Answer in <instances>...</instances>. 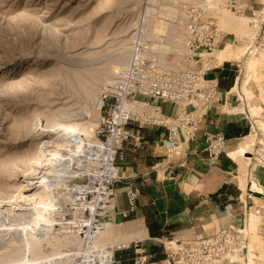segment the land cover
I'll return each mask as SVG.
<instances>
[{
	"label": "rangeland",
	"instance_id": "rangeland-1",
	"mask_svg": "<svg viewBox=\"0 0 264 264\" xmlns=\"http://www.w3.org/2000/svg\"><path fill=\"white\" fill-rule=\"evenodd\" d=\"M184 1L212 5L218 41L228 52L217 56V46L202 52L207 56L203 67L211 70L226 60L234 63L240 75L234 92L243 95L234 111L248 113L252 123L264 129V61L257 54L258 65L250 54L256 47L259 24L251 14L229 10L227 0ZM174 4V0H0V200L8 203L0 208L5 209L0 211V264H90L97 259L94 254L103 249L109 257L106 248L110 245L114 251L135 245L122 243L124 228L108 218L113 202L104 216L111 222L107 223L109 231L98 235L91 231L89 238L84 236L82 224L92 217L89 202L100 194L102 178L107 185L110 178L97 176L100 162L94 156L78 167V143L72 146L78 151L73 155L75 152L60 145L67 136L62 137L57 129L61 125L78 124L80 128L95 124L89 136H81L87 149L94 145L91 138L96 142L103 139L108 109L103 107V98L112 92L127 66L136 35L159 43L170 52L169 61L183 64L184 21L179 12L173 13L177 9ZM256 89L261 98L255 97ZM250 106L258 109L250 111ZM250 138L245 137L240 144ZM56 140L57 148L51 146ZM233 147L230 155L247 190L246 184L257 181L251 178L254 164L252 161L247 168L244 156L231 153ZM35 161L41 162L38 168ZM64 162L70 166L58 165ZM33 168L35 181L40 182L51 171L69 174L63 175L64 179L58 176L61 187L55 190L48 191L44 185L23 188L21 174ZM70 174L74 177L68 178ZM117 174L116 170L114 176ZM66 181L68 188L62 186ZM84 186L89 187V193L83 194ZM252 200L254 204L262 202L264 212V200ZM48 217L54 219L53 227L42 224ZM250 217L248 214L246 231ZM168 240L159 241L164 251ZM132 247L120 258L116 251V259L132 264L138 255ZM254 264L264 263L255 260Z\"/></svg>",
	"mask_w": 264,
	"mask_h": 264
},
{
	"label": "built area",
	"instance_id": "built-area-1",
	"mask_svg": "<svg viewBox=\"0 0 264 264\" xmlns=\"http://www.w3.org/2000/svg\"><path fill=\"white\" fill-rule=\"evenodd\" d=\"M174 1L177 2L174 4L177 9L173 13L179 12L184 21L183 64L175 65L169 61L170 52L161 49L159 43L156 45V42L145 36L136 35L131 46L129 62L114 84V91L103 98V107L106 106L108 109L104 137L101 140L104 147L101 152L106 160L108 156L111 157L112 166L118 167L119 161L124 158L122 146L125 142L134 144L143 142L144 137L136 133L134 127L164 128L167 131V138L163 145L168 152L171 155L187 156L189 153L184 149V144L197 139L203 120V109L217 96L218 83L206 78L209 70L203 67L204 62L201 60L202 52L214 50L220 34L213 7L205 2L197 4L184 0ZM226 5L229 10L236 13L246 11L242 0H227ZM251 16L260 26L254 51L264 61V7L253 11ZM124 103H130L131 108H124ZM167 103L180 105V112L176 115L165 113L162 105ZM250 127V133L256 130V144L250 154L254 164L252 170L255 168L264 170V131L252 123V118ZM205 137L204 151L209 158L222 154L231 157L229 155L231 142L224 132L206 131ZM92 156L96 158L95 155ZM97 159L100 162L102 156ZM102 176L110 178L107 187L112 198L108 202H103L102 214L84 221L86 229H92L93 226L99 228L97 225L111 223L106 221L104 216L114 201L115 183L120 178L118 175L109 176L103 173ZM246 191L241 224L231 223L209 236L199 237L193 241L169 239L164 244L166 264H236L235 260L245 251L247 237L244 229L248 220V206L255 203L250 191ZM127 195L129 209L119 211L124 216L138 208V191L130 186ZM262 213L264 214L263 210ZM261 219H264V215ZM257 233L264 242V220H261ZM134 246L138 255L132 264H160L152 260V255L139 242H135ZM116 251L113 254V261L106 256L103 249L100 253L94 254L97 259H93L90 264H122L115 257ZM239 264L249 262L244 258Z\"/></svg>",
	"mask_w": 264,
	"mask_h": 264
},
{
	"label": "crops",
	"instance_id": "crops-1",
	"mask_svg": "<svg viewBox=\"0 0 264 264\" xmlns=\"http://www.w3.org/2000/svg\"><path fill=\"white\" fill-rule=\"evenodd\" d=\"M242 2L248 14L264 7V0ZM206 78L218 83L217 96L203 109L197 139L184 144L187 156L168 152L163 145L167 131L161 127H134L135 132L144 137L143 142H125L122 146L124 158L119 161L117 170L120 180L115 183V198L107 216L124 228L126 235L122 243L139 242L160 264H166L167 259L159 241H193L231 223L239 225L242 222L244 181L232 157L226 154L208 157L204 151L205 132H224L231 147H236L248 135L251 117L248 113L234 111L243 96L234 92L240 85L234 63L226 60L215 65ZM254 94L261 98L259 90ZM162 108L169 115L181 110L180 105L170 103L163 104ZM249 109L258 108L250 106ZM251 178L264 186V170H252ZM130 186L139 193L138 208L124 216L119 211L129 209L127 190ZM131 245L134 246L130 244L128 250H117L118 257H122L124 251L133 250Z\"/></svg>",
	"mask_w": 264,
	"mask_h": 264
},
{
	"label": "bare ground",
	"instance_id": "bare-ground-1",
	"mask_svg": "<svg viewBox=\"0 0 264 264\" xmlns=\"http://www.w3.org/2000/svg\"><path fill=\"white\" fill-rule=\"evenodd\" d=\"M207 2L209 1V0H206ZM233 20V19H232ZM234 24V23H233ZM216 46H217V51H216V54H217V56L219 55L220 56V53H223L225 50H226V48H222V45L220 44V42L219 41H217L216 42ZM224 46V45H223ZM227 47V46H226ZM227 51V50H226ZM228 52V51H227ZM253 57H255V59L257 60V64L259 65V60H258V58L256 57V53H255V51L254 50H252L251 51V53H250ZM205 58H207V56H204V54H202L201 55V60L203 61ZM250 62V61H249ZM262 68V67H261ZM114 87V86H113ZM113 91H114V88H113ZM131 104L130 103H124V108H131ZM57 124V123H56ZM89 124V123H88ZM87 124V125H88ZM48 125H50V124H48ZM48 125H46V126H48ZM55 125V124H54ZM59 125V124H58ZM57 125V126H58ZM61 125V124H60ZM95 124H91V125H89V126H86V125H84V126H80V128H77V126H78V124H77V126H76V124L74 125H61V126H59V128L57 129V130H59V131H57V133H59V134H61L62 135V137H63V135H65V136H67V137H65L66 139H67V141H65V142H63V144H60V145H64V147L69 151V152H75V153H73V155H76L77 153L76 152H78V151H76V149H74V148H72V146H76L75 144L76 143H78V145L76 146L77 148H79L80 150H79V153H81L80 155H79V158L77 159L78 161H77V165H78V167H83L84 165H86V164H84V162L85 161H89L90 159H91V157H93L92 155H95V157L97 158V157H101L102 156V159L100 160V168H102V169H99V172H101L102 170V173L105 175V174H107V175H109V176H114V174H115V171L116 170H118V167L117 166H112V159H111V157L110 156H108L107 157V160H106V158H104V154L101 152L102 150H103V147H104V145H103V142L100 140V141H98V142H96V140H93L92 138L90 139V141H91V143H93L94 145H92V149H87L86 147H84L83 146V142H85V138L84 137H81V136H83V135H87V136H89V134H91L93 131H94V128H91L92 126H94ZM56 126V125H55ZM54 126V127H55ZM49 127V126H48ZM79 127V126H78ZM259 129H261V130H263L264 131V129L263 128H261V126L259 125ZM40 128H42V127H39L38 129H40ZM44 128V127H43ZM45 129V128H44ZM55 128H53V130H54ZM254 129H256V128H254ZM44 131V130H43ZM48 131V130H47ZM55 131V130H54ZM255 131L256 130H254V131H252V133H250V134H248L246 137H251L249 140L247 139L246 141H244L243 143H241V144H239V145H237L236 147H234L233 149H231V153L232 154H234L235 156L236 155H242V156H244L245 157V160H246V162H247V168L249 167L248 165L249 164H251L252 163V161H253V158H251L250 157V154H251V151L254 149L253 148V146H255V144H256V137H255ZM58 135V134H57ZM50 137H52L53 139H54V137L53 136H50ZM60 137V136H59ZM61 137V138H62ZM57 138V137H56ZM55 138V139H56ZM42 139H43V137H42ZM47 139V138H46ZM49 139V138H48ZM54 139V140H55ZM59 139V138H58ZM57 139V140H58ZM57 140H56V142L54 141V142H52V145L51 146H53V147H58L59 146V144H58V142H57ZM63 141V140H62ZM61 141V142H62ZM73 143V142H75V143H73V145H71V142ZM48 143H50V142H48ZM38 144V143H37ZM36 146V145H35ZM41 146V145H40ZM51 146H50V149H51ZM52 147V148H53ZM64 148V149H65ZM41 149V148H40ZM40 151V153L41 152H43L42 151V149L41 150H39ZM51 151V150H50ZM37 152V151H36ZM49 152V151H48ZM52 152V151H51ZM93 153V154H92ZM36 154H38V153H36ZM45 155V154H44ZM47 155V154H46ZM72 155V156H73ZM35 156V155H34ZM40 156V155H39ZM41 156H42V154H41ZM70 156V155H69ZM21 157H23V154L21 155ZM31 157V156H30ZM36 157V156H35ZM28 158V157H27ZM46 158V157H45ZM74 158H76V157H74ZM26 159V158H25ZM40 160H41V157L39 158ZM47 159V158H46ZM52 159V158H51ZM28 160V159H27ZM32 160V159H31ZM35 160H36V158H35ZM7 161V160H6ZM62 161V160H61ZM60 161V162H61ZM74 161V160H73ZM90 162V161H89ZM30 163V162H29ZM34 164H35V166L38 168V165L39 164H41V162H33ZM60 167H68V166H70V165H67V163L66 162H64V163H59L58 164ZM34 166V167H35ZM40 166V165H39ZM49 167V166H48ZM47 167V168H48ZM59 167V168H60ZM86 167V166H85ZM41 168V167H40ZM30 169V168H29ZM39 170V169H38ZM46 171V170H45ZM13 172V171H12ZM102 173H100L99 175H97V176H99V177H104V176H102ZM36 169L35 168H33V169H31V170H26V171H24L21 175L23 176V181H24V185H23V188H33V187H36V186H39V187H41L42 185H44L45 186V189H47L48 191H50L49 190V188H53V190H55V189H58V188H60L61 187V182L58 180V176H63V175H66V174H69L68 172L67 173H60V174H57L56 173V171H54V172H49V174H47L46 176H44V177H42L43 179L41 180V182L40 181H35L36 179ZM46 174V173H45ZM50 176H52V177H55V178H53V180H52V178H50ZM80 176H82V175H80ZM67 177V176H66ZM70 177H74V175H72L71 176V174L70 175H68V178H70ZM49 178H50V180H49ZM105 178V177H104ZM63 179H64V176H63ZM62 179V180H63ZM255 179V178H254ZM102 182H101V184H102V187H101V189H100V194L98 195V196H96L95 197V200H93V201H91V202H89V205H90V210H91V214H92V216H94V215H99V214H102L103 213V210H102V208H104V203L105 202H108L109 200H111V198L112 197H110V191H109V189H108V187H107V184H106V180L104 181V179L102 178ZM69 181V180H68ZM68 181H66V183H64L62 186H64L65 188H68ZM249 184V183H248ZM263 188H264V186L262 185V184H260L258 181H255V180H252L251 182H250V186H248V191H250V194H251V197L252 198H255V199H259V200H264V196H263V194H264V191H263ZM40 189V188H39ZM87 189H89V187L88 186H84L83 187V190H82V192H83V194H87V193H89V191L87 190ZM263 192V193H262ZM40 193V192H39ZM39 193H33V194H31V195H36V194H39ZM40 195V194H39ZM70 196V195H69ZM3 198H5V197H3ZM8 199V198H7ZM12 199V198H11ZM104 202V203H103ZM12 203V202H11ZM10 203V204H11ZM14 203V202H13ZM12 203V204H13ZM262 202H259V204H253V205H249L248 206V214L249 215H251V217L249 218V221H248V225H247V231H249L250 232V237H249V233L246 231V228L244 229V232L246 233V237H247V241H246V246H245V251L243 252V254L242 255H244V257L241 255L239 258H237L235 261L237 262V263H239V262H243L244 261V258H245V261L246 262H249V264H254V261L255 260H258V261H261V262H263L264 263V242H263V240L261 239V237L258 235V233H257V229L259 228V225H260V223H261V220H263V219H261L262 218V216H263V213H262V209H261V207H262V204H261ZM6 204L8 205V203H7V201H4V199H2L1 198V200H0V208L1 207H4V206H6ZM14 205V204H13ZM10 206V205H9ZM5 210V209H4ZM4 210H0V211H4ZM9 211H10V209H9ZM1 212V213H2ZM75 212V211H74ZM79 212V211H78ZM53 220L54 219H52L51 217H48L47 219H45V221H43L44 223H42V224H44L45 225V223H49V224H51L50 226H52V223H53ZM49 224H47V225H49ZM55 224V223H54ZM60 223H56L55 225H59ZM107 224V223H106ZM83 225V224H82ZM97 226H99V228L98 227H95V226H93L92 227V229L91 228H88V229H85L86 227H85V224L83 225V229L81 230L84 234H86L87 236L86 237H90V235L91 234H87L88 232L90 233L91 231L94 233V234H96V235H98L99 233H101V232H108L109 231V227L110 226H108V224L107 225H103V226H100V225H97ZM53 227V226H52ZM51 227V228H52ZM247 233H248V236H247ZM126 235V234H125ZM129 236V235H128ZM95 237V236H94ZM94 237H92V239L94 238ZM82 238V237H81ZM117 241V240H116ZM115 242V241H114ZM118 242H120L119 240H118ZM107 250H109V259L110 260H112L113 261V247H112V245H110V246H108L107 248H106ZM240 258H241V260H240Z\"/></svg>",
	"mask_w": 264,
	"mask_h": 264
}]
</instances>
